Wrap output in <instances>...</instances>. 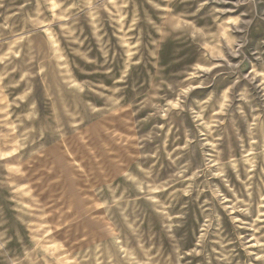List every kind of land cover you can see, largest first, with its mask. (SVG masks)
Returning a JSON list of instances; mask_svg holds the SVG:
<instances>
[{"label":"rangeland","instance_id":"rangeland-1","mask_svg":"<svg viewBox=\"0 0 264 264\" xmlns=\"http://www.w3.org/2000/svg\"><path fill=\"white\" fill-rule=\"evenodd\" d=\"M0 264H264V0H0Z\"/></svg>","mask_w":264,"mask_h":264}]
</instances>
